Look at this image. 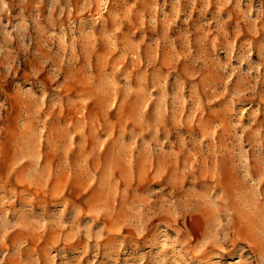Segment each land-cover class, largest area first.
Masks as SVG:
<instances>
[{
    "label": "rangeland",
    "instance_id": "rangeland-1",
    "mask_svg": "<svg viewBox=\"0 0 264 264\" xmlns=\"http://www.w3.org/2000/svg\"><path fill=\"white\" fill-rule=\"evenodd\" d=\"M0 264H264V0H0Z\"/></svg>",
    "mask_w": 264,
    "mask_h": 264
}]
</instances>
